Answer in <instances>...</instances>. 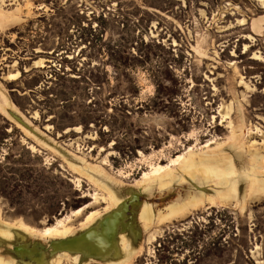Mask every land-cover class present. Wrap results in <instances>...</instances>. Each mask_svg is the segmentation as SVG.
Segmentation results:
<instances>
[{
  "label": "rangeland",
  "instance_id": "1",
  "mask_svg": "<svg viewBox=\"0 0 264 264\" xmlns=\"http://www.w3.org/2000/svg\"><path fill=\"white\" fill-rule=\"evenodd\" d=\"M0 264H264V0H0Z\"/></svg>",
  "mask_w": 264,
  "mask_h": 264
},
{
  "label": "flooded vegetation",
  "instance_id": "2",
  "mask_svg": "<svg viewBox=\"0 0 264 264\" xmlns=\"http://www.w3.org/2000/svg\"><path fill=\"white\" fill-rule=\"evenodd\" d=\"M184 96H186V95L177 96V99L181 100ZM205 99H206V98H205ZM178 104H181V103H178ZM206 104H207V103H206ZM208 104H211V103L209 102ZM107 220H108V218L105 219V221H107ZM101 223H102V222H101ZM101 223H97L98 228L101 227ZM90 228H91V227H90ZM83 233H86V231L83 232ZM72 240H73V239H72ZM14 250H15V249H14Z\"/></svg>",
  "mask_w": 264,
  "mask_h": 264
},
{
  "label": "bare ground",
  "instance_id": "3",
  "mask_svg": "<svg viewBox=\"0 0 264 264\" xmlns=\"http://www.w3.org/2000/svg\"><path fill=\"white\" fill-rule=\"evenodd\" d=\"M233 186H234V188H236L237 186L236 185H234V184H232ZM113 240V239H112ZM112 245V244H111ZM115 247V246H114Z\"/></svg>",
  "mask_w": 264,
  "mask_h": 264
}]
</instances>
